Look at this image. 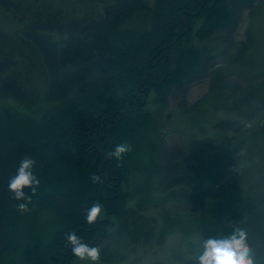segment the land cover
Here are the masks:
<instances>
[{"label": "trees", "instance_id": "16d2710c", "mask_svg": "<svg viewBox=\"0 0 264 264\" xmlns=\"http://www.w3.org/2000/svg\"><path fill=\"white\" fill-rule=\"evenodd\" d=\"M260 1L114 0L93 25L56 39L35 28L44 16L34 12L39 21L25 24L26 37H19L39 51L47 72L42 101L49 104L18 116L0 111V264H72L78 259L67 246L70 232L98 246L102 264H121L128 251L176 235L179 247L171 256L195 264L190 253L197 237L229 234L234 227L246 228V220L259 223L247 231L248 242L264 260V201L252 195L235 204L231 198L221 210L217 203L212 207L204 185L228 174V187L233 185L243 149L257 144L263 126L254 120L264 118V77L242 86L216 64L223 55L239 68L255 67L241 61L246 42H237L234 34L244 10ZM138 14L150 15L149 28L128 24ZM261 67L264 75V61ZM204 79L208 92L189 103L190 86ZM171 100L174 113L194 126L202 121L193 119L195 113L231 115L216 118L211 135L203 138L216 150L204 148L197 155L195 144L164 141L159 119L173 114ZM119 143L131 145V151L120 161L108 158ZM26 156L36 161L40 185L35 195L25 189L31 203L20 213L7 184ZM93 175L99 183L92 182ZM96 202L102 214L90 225L86 213ZM48 215L44 230L39 220Z\"/></svg>", "mask_w": 264, "mask_h": 264}, {"label": "rangeland", "instance_id": "374dc122", "mask_svg": "<svg viewBox=\"0 0 264 264\" xmlns=\"http://www.w3.org/2000/svg\"><path fill=\"white\" fill-rule=\"evenodd\" d=\"M37 1L0 0V111L10 109L8 113L10 116L29 113L32 109L38 113L43 110L42 108L46 109L49 104L46 100L42 101L46 87L47 72L39 51L34 43L19 37V34H21L22 38L26 37L21 32L25 24L39 21L34 19V11L40 9L43 12L42 15L45 14L44 19L41 17L40 19L46 23L43 24V21H41L42 24L36 25L35 28L46 30L48 34L52 35L53 39H56L93 25L99 19L100 14L109 11L113 7L114 2V0ZM146 1L149 4L152 2V0ZM94 2H97L98 5L94 6ZM36 3L37 5L35 6L34 4ZM24 4L29 5L31 9L24 7ZM48 6L50 7L48 8ZM128 24L139 29H147L151 26V17L148 14H138ZM234 38L239 43L246 42L242 52L243 60L241 61L247 67L249 64L255 67L251 71H247L245 68H239L235 63L231 62V57L228 56L226 59L223 55L217 57L216 64L242 86L256 84L255 82L260 83L264 77L261 74V63L264 61V0L260 1L253 9L244 10ZM214 44L217 49L221 47L218 40ZM208 88L209 82L207 79L192 84L187 92L188 102L198 103L208 92ZM176 108V103L171 100L170 112L173 114L168 115L167 118L159 119L164 141L167 144L177 143L187 146L191 145L192 147L195 144L194 152L196 154L201 149L204 151V148L209 151L216 150L214 147L209 148V146L205 145L203 138L211 135L209 131L210 124L216 118L231 115H224L221 110L215 112L206 110L205 114L195 113L193 119L195 121H201L202 119V121L194 126L191 124L192 120L189 122V118H181L176 115L174 113ZM4 121L6 122V117ZM254 121H256V124L258 122L259 126L262 123L263 126H260V130L256 135L255 141L257 144H247L243 149L242 161H244L239 167L240 171L234 176L236 181H234L233 185L228 187L230 184V179L228 180L229 174L220 181L206 180L204 183L210 193L208 198L213 202L212 207L217 203L220 205V209L223 210L231 204V198L236 204L237 202H242L243 196L251 197L254 195L256 199L264 201V146H261V150L259 149L261 139L264 136V118L262 115H258ZM5 122L2 124L3 126L7 124ZM199 124L204 127L205 133L201 134L198 131ZM221 185H223L221 192L214 198L215 192L219 189L218 186ZM262 206L263 210L260 213L264 219V205ZM189 209L190 207L186 210ZM36 211L39 210H33L32 216ZM210 211L211 215L216 212L215 209ZM213 211L215 212L213 213ZM45 216L44 218L40 217L41 219L39 220V224L43 226L44 230V225L51 220V216L48 215V219L45 221ZM213 220L216 221L218 219L214 216ZM230 220L233 219L230 218ZM258 224H256L255 220H246L244 226L247 231L249 229L252 231ZM197 240L200 242L201 238L197 237ZM178 242L176 235H171L163 244L150 243L144 246L140 245L135 250L128 251L127 258L121 264H180L171 256V250L179 247ZM72 264H92V262L76 260ZM97 264L102 263L97 262Z\"/></svg>", "mask_w": 264, "mask_h": 264}, {"label": "clouds", "instance_id": "9594fccd", "mask_svg": "<svg viewBox=\"0 0 264 264\" xmlns=\"http://www.w3.org/2000/svg\"><path fill=\"white\" fill-rule=\"evenodd\" d=\"M131 151V145L127 143L117 144L106 156L120 161L123 155ZM36 161L31 157H24L20 160L16 172L8 180L7 190L12 198L19 203L16 210L20 213L29 211L31 195H35L40 185L38 176L33 171ZM93 183H99L100 177H90ZM30 190L31 195L25 192ZM102 214V205L94 203L86 213L88 224H94ZM67 246L72 255L80 261L88 260L97 264L101 258V249L98 246H91L83 242L75 232L66 236ZM195 264H264V260L256 257L253 248L248 242V232L243 227H234L229 234L222 236H209L203 238L196 244L195 251L190 253Z\"/></svg>", "mask_w": 264, "mask_h": 264}, {"label": "flooded vegetation", "instance_id": "af4514ba", "mask_svg": "<svg viewBox=\"0 0 264 264\" xmlns=\"http://www.w3.org/2000/svg\"><path fill=\"white\" fill-rule=\"evenodd\" d=\"M34 1H36V2H38L37 0H34ZM95 3V4H94ZM93 4H94V6L96 5H98V3L97 2H94ZM35 6L37 5V3L36 4H34ZM24 7H26L27 9H31L30 8V6L29 5H27V4H24ZM50 6H48V8H49ZM48 8H45V9H48ZM44 10V9H43ZM39 12H40V14L42 15V11L41 10H38ZM35 12V11H34ZM45 15V14H44ZM44 15H42V16H44Z\"/></svg>", "mask_w": 264, "mask_h": 264}]
</instances>
